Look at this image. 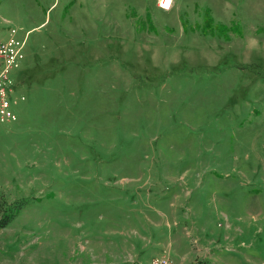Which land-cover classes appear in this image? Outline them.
Masks as SVG:
<instances>
[{"label":"rangeland","instance_id":"obj_1","mask_svg":"<svg viewBox=\"0 0 264 264\" xmlns=\"http://www.w3.org/2000/svg\"><path fill=\"white\" fill-rule=\"evenodd\" d=\"M30 1L0 264H264V0Z\"/></svg>","mask_w":264,"mask_h":264},{"label":"built area","instance_id":"obj_2","mask_svg":"<svg viewBox=\"0 0 264 264\" xmlns=\"http://www.w3.org/2000/svg\"><path fill=\"white\" fill-rule=\"evenodd\" d=\"M163 1V0H162ZM162 1L160 8L166 9ZM16 31L12 29L8 38L0 39V121L8 122L14 120V114L10 109L9 95L12 93L9 73L17 68L23 60L24 41H18L15 37ZM151 264H172L169 256L161 255L154 258Z\"/></svg>","mask_w":264,"mask_h":264},{"label":"trees","instance_id":"obj_3","mask_svg":"<svg viewBox=\"0 0 264 264\" xmlns=\"http://www.w3.org/2000/svg\"><path fill=\"white\" fill-rule=\"evenodd\" d=\"M21 203L8 206L6 200L0 197V230L6 228L19 213Z\"/></svg>","mask_w":264,"mask_h":264},{"label":"crops","instance_id":"obj_4","mask_svg":"<svg viewBox=\"0 0 264 264\" xmlns=\"http://www.w3.org/2000/svg\"><path fill=\"white\" fill-rule=\"evenodd\" d=\"M172 1V0H171ZM24 7H27L30 10V14L34 16V19H41L42 17H45V14L47 10L53 6V4H48V3H37V2H32L30 0H25L24 2ZM170 249L173 248L172 245L169 247ZM174 251H177L175 248H173ZM174 255L176 252H172Z\"/></svg>","mask_w":264,"mask_h":264},{"label":"bare ground","instance_id":"obj_5","mask_svg":"<svg viewBox=\"0 0 264 264\" xmlns=\"http://www.w3.org/2000/svg\"><path fill=\"white\" fill-rule=\"evenodd\" d=\"M162 4L165 8H169L171 4V0H163Z\"/></svg>","mask_w":264,"mask_h":264}]
</instances>
